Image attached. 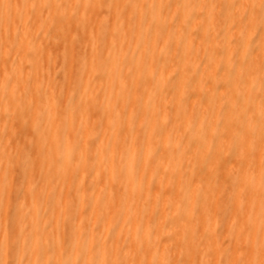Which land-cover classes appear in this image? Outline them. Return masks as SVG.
<instances>
[{
  "label": "bare ground",
  "instance_id": "obj_1",
  "mask_svg": "<svg viewBox=\"0 0 264 264\" xmlns=\"http://www.w3.org/2000/svg\"><path fill=\"white\" fill-rule=\"evenodd\" d=\"M1 101L0 264H264V0H0Z\"/></svg>",
  "mask_w": 264,
  "mask_h": 264
},
{
  "label": "rangeland",
  "instance_id": "obj_2",
  "mask_svg": "<svg viewBox=\"0 0 264 264\" xmlns=\"http://www.w3.org/2000/svg\"><path fill=\"white\" fill-rule=\"evenodd\" d=\"M169 34L166 32L165 34H162V38L163 39H168L169 38ZM126 68H127V62L125 61L124 62V64H123V67H122V69L123 70H126ZM124 72V71H123ZM154 76H156V80L158 79V75H157V68H156V66H154ZM157 89V88H156ZM4 102H2L1 101V103L0 104H3ZM195 104H196V106L195 107H198V108H201V106H200V104L197 102H194ZM194 104V105H195ZM196 111V110H195ZM193 116V113L192 114H189L187 117H186V119H185V121H189V120H191V117ZM239 120V119H238ZM238 120H234V123H236ZM152 139H153V142L155 143V144H157L158 142H159V140H160V137H159V134H158V132H155L154 133V135H153V137H152ZM122 143L123 144H125V143H127V141H122ZM119 178V180H121L122 182H124L123 181V179H122V177H120V176H118ZM41 180H42V174H41V172H40V174H36V177H35V183L37 184V185H39L40 183H41ZM181 182H185V180L183 179V181H181ZM230 224L232 225L231 227H234L235 226V223H233V222H230ZM221 232V230L219 231V233ZM218 264H238L237 263V261L235 260V259H232V258H229V259H227V258H225L224 256L222 257V259H220V261H219V263Z\"/></svg>",
  "mask_w": 264,
  "mask_h": 264
}]
</instances>
